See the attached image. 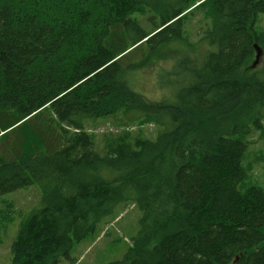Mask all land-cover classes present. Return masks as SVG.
Here are the masks:
<instances>
[{"label":"trees","instance_id":"16d2710c","mask_svg":"<svg viewBox=\"0 0 264 264\" xmlns=\"http://www.w3.org/2000/svg\"><path fill=\"white\" fill-rule=\"evenodd\" d=\"M196 13L206 26L192 41ZM259 13L264 0H0V195L41 187L9 264H77L75 243L129 206L139 231L107 264H264V187L243 164L245 138L264 137ZM171 41L216 50L184 55L171 95L150 99L129 76L148 55L132 56ZM109 116L119 131L101 155Z\"/></svg>","mask_w":264,"mask_h":264},{"label":"rangeland","instance_id":"374dc122","mask_svg":"<svg viewBox=\"0 0 264 264\" xmlns=\"http://www.w3.org/2000/svg\"><path fill=\"white\" fill-rule=\"evenodd\" d=\"M187 12V11H186ZM154 13V12H149ZM147 13V14H149ZM155 14V13H154ZM196 16L190 18L186 22V34L190 40L198 41V34L203 30L202 27L206 26V21L202 18V15L196 13ZM141 26L146 30L151 28L148 24L146 17H140ZM255 26L258 30H264V13H259L255 20ZM148 48H144L142 51L135 53L132 56V61H140L142 55H148V62L156 61V63H150L149 66L140 67L132 70L129 76L132 78L136 76V80L133 81L137 89L142 90L150 99H161L166 95L170 96L169 86L178 85L179 79L183 77L180 75L168 74V72L179 71L178 63L180 59L188 54L190 56L197 57L198 62L207 55L210 51H214L215 46H207L205 43L197 44L196 48H189L184 41H171L163 46H158L157 43L150 45ZM197 52V53H196ZM142 65H147L142 61ZM264 66V58L257 64V67ZM170 79L167 85V80ZM139 90V91H140ZM142 92V93H143ZM97 120L98 123L96 134H101L96 138V150L104 155L106 153L104 139L106 132L118 133L115 127V118L100 117ZM145 133H152L153 126L145 129ZM249 142L248 150L243 159V164L249 170L250 177L256 181L262 187H264V167L261 163H257L256 156L264 152V137L258 131L254 130L250 137L247 138ZM253 139V140H252ZM6 144L11 145L14 141L8 138L4 141ZM248 157V158H247ZM248 163H254L253 166ZM255 177V178H254ZM40 184L38 182L32 185L23 187L10 193L0 195V207L5 209L8 214L4 220H11L7 222L8 228L3 226V222H0V264H9L11 261V245L17 232L20 229L26 216L30 214L33 209V190H40ZM41 193V190H40ZM4 201L10 202L3 203ZM119 217L109 224H99L95 233L91 234L87 238L75 243L71 250V258L77 259V264H107L113 260L121 259L124 257L125 252L132 244V238L138 233L140 228L141 211L136 206H129L122 210L119 207ZM20 227V228H19ZM108 235H104L108 231ZM103 231V232H102ZM58 264H70L69 259L61 258Z\"/></svg>","mask_w":264,"mask_h":264},{"label":"water","instance_id":"95a60500","mask_svg":"<svg viewBox=\"0 0 264 264\" xmlns=\"http://www.w3.org/2000/svg\"><path fill=\"white\" fill-rule=\"evenodd\" d=\"M257 51H258V55H257V58L260 57V55L262 54V51L260 49L257 48Z\"/></svg>","mask_w":264,"mask_h":264},{"label":"bare ground","instance_id":"6f19581e","mask_svg":"<svg viewBox=\"0 0 264 264\" xmlns=\"http://www.w3.org/2000/svg\"><path fill=\"white\" fill-rule=\"evenodd\" d=\"M184 149V148H183Z\"/></svg>","mask_w":264,"mask_h":264}]
</instances>
